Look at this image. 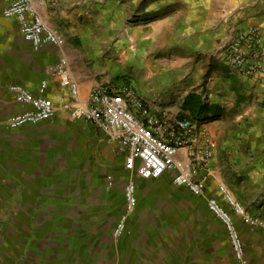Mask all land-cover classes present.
I'll return each mask as SVG.
<instances>
[{
    "label": "crops",
    "instance_id": "crops-1",
    "mask_svg": "<svg viewBox=\"0 0 264 264\" xmlns=\"http://www.w3.org/2000/svg\"><path fill=\"white\" fill-rule=\"evenodd\" d=\"M10 1L0 0V229L5 237L11 229L13 263L237 264L207 199L224 203L217 191L223 184L247 214L264 218V77L235 71L218 50L249 27L264 41V0H176L172 7L151 0L141 10L139 0H48L37 10L64 45L38 50L3 16ZM62 60L77 84L75 99L56 75ZM41 81L54 116L5 126L28 109L11 87L37 95ZM96 85H128L153 110L182 118L191 117L183 109L189 94L206 104L194 115L205 120L191 119L214 142L207 168L198 171L203 195L174 185L170 171L158 179L127 171L116 142L69 117L67 107L86 105ZM129 182L136 188L132 211L123 196ZM9 193H17L15 207ZM11 210L17 219L8 226ZM123 215L125 230L113 237ZM234 219L248 263L264 264V232Z\"/></svg>",
    "mask_w": 264,
    "mask_h": 264
},
{
    "label": "built area",
    "instance_id": "built-area-1",
    "mask_svg": "<svg viewBox=\"0 0 264 264\" xmlns=\"http://www.w3.org/2000/svg\"><path fill=\"white\" fill-rule=\"evenodd\" d=\"M48 0H11L3 16L14 19L26 42L35 50L43 45L62 47L64 39L41 17L37 6ZM225 62L235 71L249 77H264V41L256 27L238 32L218 50ZM61 86L69 89L72 99L78 87L66 68V61L56 71ZM46 81H41L38 94L19 85L11 91L15 100L28 107L4 121L8 128L37 125L54 116V107L44 93ZM72 120L91 123L112 142H116L124 157L125 169L136 172L143 179H158L172 172V183L185 187L195 196L205 193V182L198 178V171L206 169L214 153V142L204 125L198 121L156 111L142 100L128 85L113 87L96 85L88 95L86 105L70 104L67 107ZM223 202L207 199L208 210L223 226L237 264H249L241 234L234 217L251 228L264 232V218L247 214L223 184L217 185ZM124 202L127 211L136 205V188L133 182L125 185ZM126 216L123 215L113 228V236L123 234Z\"/></svg>",
    "mask_w": 264,
    "mask_h": 264
},
{
    "label": "rangeland",
    "instance_id": "rangeland-1",
    "mask_svg": "<svg viewBox=\"0 0 264 264\" xmlns=\"http://www.w3.org/2000/svg\"><path fill=\"white\" fill-rule=\"evenodd\" d=\"M147 1H151V0H139L138 1V10H141L142 8H144L145 7V4H146V2ZM175 1L176 0H153V2H154V6H157L156 4H159V5H161V3H163V5H165V3H167V2H169V4H171V7L172 6H179V4L178 3H176L175 4ZM177 72V71H176ZM175 89V88H177V87H175V85H174V87H171L170 86V89L172 90V89ZM205 120V119H204ZM9 196H11L12 197V201H11V203H10V205H11V207H15V205L16 204H18V201H19V199L17 198V193H9ZM235 199V198H234ZM238 201V200H237ZM10 202V201H9ZM1 203V202H0ZM3 204V203H2ZM2 204H0V205H2ZM12 209H14V208H12ZM46 211L45 210H43V211H41V215H43L44 213H45ZM11 213L12 214H10V221H9V225L8 226H13V224H11V222L13 221V220H16L17 219V214H14L13 213V211L11 210ZM13 214H14V216H13ZM39 222V221H38ZM118 222V221H117ZM38 225V224H37ZM0 226H1V223H0ZM7 226V227H8ZM4 230L5 229H0V264H17V262L15 261V263H13V261H12V259L10 258V257H8V255H11V254H9L8 253V251H11V249L7 246V244H8V242H9V240H7L6 238L8 237V235L9 236H11L10 235V233H11V229H9V230H7V232H6V237L5 236H3L4 235ZM37 235H40L39 233H36V236ZM46 235V232L43 230V229H41V237L42 238H44V237H46L45 236ZM112 235H113V230H112ZM114 237V236H113ZM17 246H15L14 247V249H15V252L17 253V248H16ZM13 248V247H12ZM33 248H34V242H32V244H31V246L29 247L28 246V250H30V254H34V251H33ZM39 248H41V249H44V248H46L45 246L43 247V246H41L40 244H39ZM19 250V249H18ZM28 252V251H27ZM19 253V252H18Z\"/></svg>",
    "mask_w": 264,
    "mask_h": 264
},
{
    "label": "trees",
    "instance_id": "trees-1",
    "mask_svg": "<svg viewBox=\"0 0 264 264\" xmlns=\"http://www.w3.org/2000/svg\"><path fill=\"white\" fill-rule=\"evenodd\" d=\"M184 110H189L191 117H186L189 119H197V120H204L199 119V117H196L194 115H201V113H204V110L206 109V104L201 103V101H198L197 96L195 94H189L187 97V100L185 101L183 105Z\"/></svg>",
    "mask_w": 264,
    "mask_h": 264
}]
</instances>
